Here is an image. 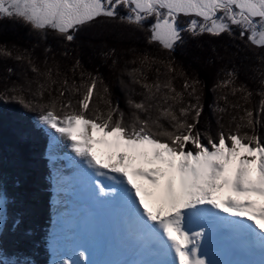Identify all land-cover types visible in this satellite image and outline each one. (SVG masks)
I'll return each instance as SVG.
<instances>
[{
	"label": "snow or ice",
	"instance_id": "1",
	"mask_svg": "<svg viewBox=\"0 0 264 264\" xmlns=\"http://www.w3.org/2000/svg\"><path fill=\"white\" fill-rule=\"evenodd\" d=\"M181 17L186 18L183 26ZM5 19L26 26L41 40L51 36L66 45L85 27L119 20L145 30L147 44L168 54L165 58L144 54L132 61L140 67L128 75L144 91L139 102L128 100L133 111L126 119L104 81L85 73L78 59L67 70L72 73L70 81L59 64L54 76L52 67L41 71L30 54L13 56L10 49L0 47V57L26 61L36 77H43V82L26 76L11 80L15 73L9 68L0 76V101L37 112L38 123L58 134L53 142L70 141L72 151L93 175L122 186L133 226L168 257L157 264H206L199 256L205 232L189 229L193 219L213 215L204 205L254 222L264 233V136L259 131L264 128V79L257 93L259 105L245 107L239 100L229 102L228 96L239 94L249 103L253 93L237 84L235 71H227L213 89L221 90L218 99L225 101V107L213 108L219 114L218 129L202 133L200 81L189 79L170 56L184 42L183 33L220 37L233 35L234 29L248 45L264 50V0H0V20ZM50 52L52 48L45 46L44 53ZM156 64L166 68L167 78L161 81L157 69L156 79L149 83L144 69L151 71ZM177 76L183 80L182 90L174 85ZM225 115L227 127L222 123ZM94 145L107 150L105 158L97 156ZM96 188L101 196L108 194L101 184ZM4 203L0 191V230L6 218ZM260 239L264 242V237ZM0 264L19 261L0 256Z\"/></svg>",
	"mask_w": 264,
	"mask_h": 264
},
{
	"label": "trees",
	"instance_id": "2",
	"mask_svg": "<svg viewBox=\"0 0 264 264\" xmlns=\"http://www.w3.org/2000/svg\"><path fill=\"white\" fill-rule=\"evenodd\" d=\"M13 28L21 30L19 35H24V39L16 36L18 34H14ZM146 36L145 30L135 29L119 20H108L81 29L76 34L75 41L66 45L53 41L51 36L40 41L26 26L12 20H0V47L10 49L13 56L17 52L30 54L41 71L52 67L54 76L55 64H59L61 73H67L70 81L73 79L72 73L67 70L78 59L85 73L96 74L104 81V85L110 90L112 101L126 113V119L133 111L128 106V100L131 98L139 102L143 99L144 91L139 85L133 84L128 75L134 68L140 67L139 63L134 64L132 61L144 54L159 58L168 55L157 46L148 45ZM183 41L170 56L175 61V66L189 79L196 78L200 81L204 108L198 128L202 133L208 130L215 133L218 129L219 114L213 112V108L217 104L225 107V101L218 99L221 90L214 92L213 89L218 81L226 78L227 71H235L237 84H244L253 93L249 103L239 99V94L235 97L229 95L228 101L235 103L239 100L240 104L250 108L259 105L261 96L257 93L261 90L260 80L264 79V62L261 59L264 57V50L255 49L241 40L238 30L231 36L223 34L220 37L183 34ZM45 46H50L52 52L46 55ZM9 68L15 73L11 80L19 81L26 76L28 80L43 82V77L38 78L30 71L26 61L18 62L0 57V76L7 75ZM157 69L161 73V81L167 78L166 68L156 64L151 71L144 69L149 83L156 79ZM74 78L77 83L80 82L79 73ZM182 84V78L175 77L174 85L177 90H182ZM37 86L36 83L32 85L33 88ZM100 107L103 108L104 105L100 104ZM232 111L234 110L229 108V112ZM1 115L0 191L4 196L6 218L0 230V256L8 262L44 264V241L47 232L51 230L50 207L55 199L51 171L45 158L47 136L35 129L37 112L20 111L19 115ZM222 123L227 127V115ZM259 131L264 136V128ZM39 254H43L42 260Z\"/></svg>",
	"mask_w": 264,
	"mask_h": 264
},
{
	"label": "bare ground",
	"instance_id": "3",
	"mask_svg": "<svg viewBox=\"0 0 264 264\" xmlns=\"http://www.w3.org/2000/svg\"><path fill=\"white\" fill-rule=\"evenodd\" d=\"M89 131L91 134V130H89ZM94 135H95V138H99L101 134H94ZM54 144L55 145L53 146V149H54L53 151L57 152L56 155H62L63 153H67V152L69 153L70 152L69 144H68V142L64 141V139L59 140V142H54ZM63 146H65V148H63ZM72 152L73 151H71V153ZM106 153H107V150L104 147H102L98 150V152L96 154L99 158L103 159L106 157ZM73 154H74V152H73ZM51 164H52V161H51ZM52 166H53V164H52ZM75 166H78L77 167L78 169L85 167L83 164V161L80 157H77V159H75ZM53 168H54V166H53ZM86 170L88 172L86 174H84V172H83L84 175L81 176L80 178L86 179L84 181H86V183L89 181V183H90V181L93 180L96 176L92 174L91 170L88 169L87 166H86ZM61 172H62V175L61 176L58 175L59 176V182L58 181L56 182L57 185L59 184L58 185L59 187L63 186V185L69 187L71 182L74 183L73 185H75V182L73 180L74 176L70 172L69 168H65V169L63 168ZM100 178L104 181V183L106 185V187L105 186L104 187H105L106 193H108L107 195H109V194L113 195V191L110 190L107 186H112V187L117 186L118 187L119 185H116L114 182L108 181L104 177H100ZM96 195H100L99 192ZM104 196H106V195H104ZM106 201H108V200H106ZM117 202H119V198H117ZM117 202H115V205L112 207L113 211H116L115 209L117 208L116 207ZM124 203L127 206L126 202H124ZM82 204H84L85 206ZM87 206L94 207L91 204H88ZM98 208L101 209V211L102 210L105 211L102 208L101 204ZM203 208H206L209 210L210 206L204 205ZM78 211H79V213H77V214H82L81 216H83L82 217L83 218V224L85 225L86 229L84 231L82 229L80 231H78L77 229H74L75 235L73 234L71 236V239H70V242L72 239H74V240L77 239L76 243L72 242V244H71L73 257L75 258V260L77 262L82 263V264H128V263L139 264L138 260H136V261L132 260L128 256L130 254H132V252H134V250L136 248H133V247L136 244L140 245L141 241H143L147 238L144 235H142V233H139L135 229V227L133 226V223L131 224L130 222H128V220H131V218L127 217V215H126L127 212L124 214H121V213L119 214L121 217L128 218V219H127V221L121 222L119 224V227H120L119 233L122 235H119L120 238H117L111 234L112 228H113L112 225H113V219H114L113 215L114 214L113 213L108 214L104 218H102V216L98 215V216H96V217H98V221L95 222L96 218L93 217V215H94L93 211L89 210L88 212H86V195L85 194L81 200V206H80ZM185 211H187V210H185ZM211 211H213V210H211ZM214 211L221 212L218 209H215ZM86 213L88 214V216H86ZM52 215H53V213H52ZM213 215H215V214L213 213ZM244 220H245V222L247 221L245 218H244ZM99 223L100 224L102 223V226H100ZM126 223H127V225H126ZM192 224H193V221L189 224V229H191ZM224 226H227V224L225 223ZM78 229H79V227H78ZM236 231H238V230H234V233H233L234 236L232 238H230V239L236 240V243H231L229 248H226V247L223 248L224 254H227L228 249L231 250V255H224V259L225 258L227 259V257H230L231 262H233L232 254H234L235 252H240V251L245 252L247 249L246 243L241 241L240 239H238L237 236H235ZM79 234H83L85 237L79 239V236H78ZM243 234L244 233H241V236H243ZM140 236H142V239L139 238ZM122 237H125V238H122ZM225 240H229V239L225 237ZM132 243H134V244H132ZM261 243L264 244L263 242H261ZM258 244L260 245L259 242H258ZM71 245H70V247H71ZM92 247L96 248V250H95L96 253L95 252L93 253L92 250H90V248H92ZM116 252H118V254H116L114 256V254ZM248 252L249 251L247 250L246 253H248ZM81 253H83V257H81V255H80ZM94 254L100 255V259L96 260V258L94 257L95 256ZM109 254H111V258H109L110 257V256H108ZM219 255H222V254H219ZM206 257H209V255L203 253L201 258L203 259ZM217 258H221V256H218ZM250 259H251L250 264H254V262H258V263L262 264V261L260 260V258L255 254L253 256H250ZM94 261H96V262H94ZM231 262H224V261H221L220 259H215L213 261V264H230Z\"/></svg>",
	"mask_w": 264,
	"mask_h": 264
},
{
	"label": "rangeland",
	"instance_id": "4",
	"mask_svg": "<svg viewBox=\"0 0 264 264\" xmlns=\"http://www.w3.org/2000/svg\"><path fill=\"white\" fill-rule=\"evenodd\" d=\"M180 20H183L184 22L186 21V18H183V17H181L180 18ZM8 21H10V20H8ZM148 27V24L146 23L145 24V29ZM136 29V28H135ZM13 32H14V34H18V35H16V36H18L19 38H23L24 37V35H23V37L21 36V35H19V33H20V31L21 30H19L18 31V29H15V28H13V30H12ZM234 31H236L235 29H234ZM34 34V33H33ZM34 35H36V34H34ZM184 36H186V34H184ZM26 37V36H25ZM27 37L29 38V36L27 35ZM26 37V38H27ZM24 39V38H23ZM40 41H44V40H41L40 39ZM20 111H22V112H27V113H30L31 111H27V110H25L24 108H22L20 105H18V104H16V103H11V102H2V101H0V115L1 114H3V115H1V116H4V113L5 114H14V115H19V112ZM35 129L36 130H38V131H40V132H42L43 134H45L46 136H47V138H48V141H49V143H50V146L47 148L48 149V156H50L51 158H52V164H53V166H54V174H55V176H56V178H55V184H56V186L59 188V184L57 185V181L59 182V176L58 175H62V166H63V164H62V160H59V158H56L57 156H61V155H56L57 154V152H55V151H53L54 149H53V146L55 145L54 144V142H53V137L54 136H58V134L57 133H55L54 132V130H49V129H46L44 126H42V125H40L39 123H38V120L35 122ZM27 133V132H26ZM28 134V133H27ZM29 135V134H28ZM100 138V137H99ZM99 138H97V139H99ZM51 141V142H50ZM64 141H66V142H68V144H69V147H70V142L69 141H67L66 139H64ZM94 146H96L97 148H96V150H94L93 149V151L95 152V153H97L98 152V150L100 149V148H102L103 146L102 145H94ZM63 148H65V146H63ZM69 150H70V152L68 153L67 152V154L69 155V157L70 158H74L73 160L72 159H70V161H69V170H70V172L73 174V176H74V182L75 183H77L76 184V189L77 190H80V185H84V190H86V188L88 187L89 189L88 190H90V188H91V186H92V183H93V180L94 179H96V178H94L93 180H91L90 181V183H89V181L86 183V181H84V180H86V179H81L80 177L81 176H83L84 174H86L88 171L86 170V165H84L85 167H83V168H81V169H78L77 167L78 166H75V159H77V156H76V154L74 153L73 154V152L71 153V151H72V149H71V147L69 148ZM57 151V150H56ZM55 153V154H54ZM54 158H56V159H54ZM61 169V170H60ZM76 169V170H75ZM74 170V171H73ZM83 172H84V174H83ZM81 173V174H80ZM52 177H53V174H52ZM74 183H70V186L69 187H72V185H73ZM118 187H120V186H118ZM65 188H67V186H65ZM78 193H79V191H77ZM88 192V194H89V191H87ZM84 194L86 195V191L84 192ZM118 194V193H117ZM93 197H94V199H95V201H96V205L97 206H100V204H101V206H102V208L104 209V210H108V214H112L113 213V206L115 205V202H117V198H118V196L113 192V195H106V196H100V195H96V194H94L93 195ZM109 197V198H108ZM63 199L65 200V202L63 201ZM68 200H69V198H66V197H64V198H58V201H57V198H56V200H54V204H52L51 205V207H50V210H52V213H53V215H52V217H53V219L51 220V222L52 223H55V224H58L59 226L61 225V223L62 224H73V223H75V222H77L78 221V219L77 218H75V214H73L72 212H71V210H75L74 208H72L73 207V205H74V207H76L77 205H75V204H72V202H68ZM106 200H108V201H106ZM102 202V203H101ZM68 203V204H67ZM82 205H84V204H82ZM85 206V205H84ZM209 206V205H208ZM120 210V213L121 214H124V213H126V212H128L126 209H124V210H126V212L123 210V209H119ZM210 211L211 210H213L211 207H210V209H209ZM64 212V213H63ZM61 213H63V214H61ZM77 213H79V211L77 212ZM108 214H106L104 217H106ZM82 215V214H81ZM86 216H88V214L86 213ZM61 217V218H60ZM81 217H83V216H81ZM103 217V215H102V218H104ZM60 219V220H59ZM61 219H63V221L61 222ZM127 219L128 218H124V217H121L119 214L117 215V216H115L114 217V219H113V225H112V235L114 236V237H117V238H120V236L119 235H122V234H120L119 233V224L121 223V222H124V221H127ZM58 220L60 221V223H58ZM22 221H23V217H22ZM128 222H130L131 224H132V221L131 220H128ZM127 222V223H128ZM127 223H126V225H127ZM55 224H54V226H53V228L54 227H56L55 226ZM100 226H102V223L100 224ZM73 227H75V228H73ZM127 227V226H126ZM74 229H78V225H73L72 227H71V229H69V231H66V230H63V228L62 229H59V230H57V229H55L54 228V230H53V233H54V237L56 238V239H60L62 236H64L65 238H67V237H70V235L72 236L73 234L75 235V233H74ZM85 230L86 228H85V225L83 224V218H82V220H81V222H80V224H79V229H78V231H80V230ZM128 229V228H127ZM255 229H257V228H255ZM72 233V234H71ZM140 233V232H139ZM143 235V234H142ZM79 236V239H81V238H84L85 236L83 235V234H79L78 235ZM134 237V236H133ZM122 238H125V237H122ZM121 238V239H122ZM140 239H142V236H140L139 237ZM76 241H77V239H72L71 240V242H70V245L72 244V242H74V243H76ZM260 243V246L262 247V248H264V244H262L261 242H259ZM132 244H134V243H132ZM63 245V244H62ZM70 249H71V251H72V245H71V247H70ZM53 250L55 251V252H57V253H63V254H67L68 252H69V248L67 247V246H64L63 248H62V250H61V243H54V241H53ZM90 250H92V252L94 253H96V248L95 247H92V248H90ZM246 251H247V249H246ZM42 253V252H41ZM73 254V253H72ZM95 256L97 255V256H99L96 260H99L100 259V255H98V254H94ZM110 255V257L109 258H111V254H109ZM108 255V256H109ZM39 256H40V260H42V257H43V254H39ZM39 256H38V259L37 260H39ZM94 256V257H95ZM114 256H115V254H114ZM74 258V257H73ZM77 262V261H76ZM94 262H96V261H94ZM260 264V263H258V262H254V264Z\"/></svg>",
	"mask_w": 264,
	"mask_h": 264
},
{
	"label": "flooded vegetation",
	"instance_id": "5",
	"mask_svg": "<svg viewBox=\"0 0 264 264\" xmlns=\"http://www.w3.org/2000/svg\"><path fill=\"white\" fill-rule=\"evenodd\" d=\"M149 23H150V22H149ZM180 23H181V25L183 26L185 22H184L183 20H180ZM183 34L189 35V34H187V33H183Z\"/></svg>",
	"mask_w": 264,
	"mask_h": 264
}]
</instances>
